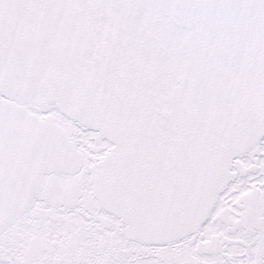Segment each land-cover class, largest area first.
Wrapping results in <instances>:
<instances>
[{
	"label": "snow or ice",
	"instance_id": "obj_1",
	"mask_svg": "<svg viewBox=\"0 0 264 264\" xmlns=\"http://www.w3.org/2000/svg\"><path fill=\"white\" fill-rule=\"evenodd\" d=\"M0 264H264V0H0Z\"/></svg>",
	"mask_w": 264,
	"mask_h": 264
}]
</instances>
